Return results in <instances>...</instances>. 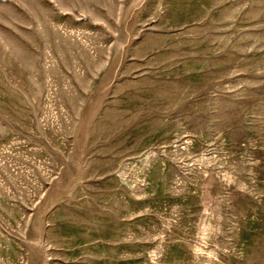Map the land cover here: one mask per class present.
<instances>
[{
  "label": "rangeland",
  "instance_id": "obj_1",
  "mask_svg": "<svg viewBox=\"0 0 264 264\" xmlns=\"http://www.w3.org/2000/svg\"><path fill=\"white\" fill-rule=\"evenodd\" d=\"M0 264H264V0H0Z\"/></svg>",
  "mask_w": 264,
  "mask_h": 264
}]
</instances>
